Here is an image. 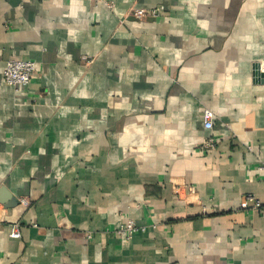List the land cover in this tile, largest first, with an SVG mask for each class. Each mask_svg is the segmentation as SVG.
Here are the masks:
<instances>
[{
    "label": "crops",
    "instance_id": "0c3cea01",
    "mask_svg": "<svg viewBox=\"0 0 264 264\" xmlns=\"http://www.w3.org/2000/svg\"><path fill=\"white\" fill-rule=\"evenodd\" d=\"M111 1L0 0V264H264V0Z\"/></svg>",
    "mask_w": 264,
    "mask_h": 264
},
{
    "label": "built area",
    "instance_id": "2783aa9c",
    "mask_svg": "<svg viewBox=\"0 0 264 264\" xmlns=\"http://www.w3.org/2000/svg\"><path fill=\"white\" fill-rule=\"evenodd\" d=\"M93 3H103L107 8L113 9L114 3L111 0H91ZM163 10L162 6H155L149 9L133 7L130 9V12L135 18H142L146 15L157 16ZM36 64L33 60L27 59H9L6 61L4 70H3V79L4 81L12 86L15 90L26 86L35 72ZM212 117L213 114L210 110L204 111V127L210 129L212 127ZM217 142V137L209 136L203 141V146L206 149H212L215 147ZM259 168H263L259 166ZM190 189V188H189ZM191 190V189H190ZM192 191V190H191ZM190 191V192H191ZM178 194V189L175 190ZM22 204L24 206L28 205V200L22 199ZM203 213L207 214L209 212L208 208L203 205ZM239 208L247 209L254 208L259 209L261 213L264 214V205L256 199L252 194H245L239 202ZM16 225H13L10 231L11 237H19V230L16 228ZM146 227L143 225L136 224L133 220H127L123 225H120L115 229V233L118 237L123 240H128L132 235L138 231L145 230Z\"/></svg>",
    "mask_w": 264,
    "mask_h": 264
},
{
    "label": "water",
    "instance_id": "95a60500",
    "mask_svg": "<svg viewBox=\"0 0 264 264\" xmlns=\"http://www.w3.org/2000/svg\"><path fill=\"white\" fill-rule=\"evenodd\" d=\"M254 81L264 83V72L260 70L259 64L256 63L253 66Z\"/></svg>",
    "mask_w": 264,
    "mask_h": 264
}]
</instances>
